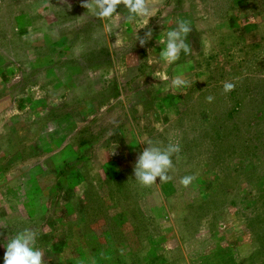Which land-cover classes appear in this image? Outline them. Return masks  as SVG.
Returning <instances> with one entry per match:
<instances>
[{
  "label": "rangeland",
  "instance_id": "374dc122",
  "mask_svg": "<svg viewBox=\"0 0 264 264\" xmlns=\"http://www.w3.org/2000/svg\"><path fill=\"white\" fill-rule=\"evenodd\" d=\"M86 2L0 0V262L28 228L43 264H264V0ZM147 140L180 145L167 182L134 180Z\"/></svg>",
  "mask_w": 264,
  "mask_h": 264
},
{
  "label": "clouds",
  "instance_id": "9594fccd",
  "mask_svg": "<svg viewBox=\"0 0 264 264\" xmlns=\"http://www.w3.org/2000/svg\"><path fill=\"white\" fill-rule=\"evenodd\" d=\"M121 0H87L84 7L97 18H112L117 13L118 5ZM127 9V19L129 21L139 19L144 25H148L149 19L155 15L152 8L149 7L147 0H123ZM191 23L187 20H177L176 27L167 30L158 40L162 46L159 51V59L166 65L174 64L179 60L181 53L189 54L190 46L186 42L188 34L191 32ZM152 36L148 31L143 38H138L141 45L145 44ZM118 42V41H117ZM174 86L187 85V81L180 77H175L172 81ZM235 88L232 82L223 84V91L228 93ZM207 100L211 102L212 96ZM146 145L144 150L138 155L134 165V180L143 186H150L153 183L167 182L171 179L169 175L173 169V156L181 151L177 142L169 141L166 145L154 142L152 140L142 141ZM196 179L195 175H186L181 177L180 183L187 187ZM38 233L31 229L15 233L8 237L2 245L5 249L2 262L0 264H43V252L37 247Z\"/></svg>",
  "mask_w": 264,
  "mask_h": 264
}]
</instances>
